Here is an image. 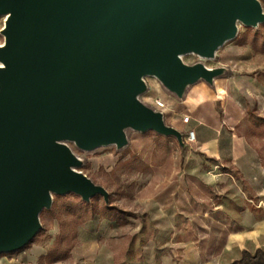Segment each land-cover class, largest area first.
<instances>
[{"label": "water", "instance_id": "obj_1", "mask_svg": "<svg viewBox=\"0 0 264 264\" xmlns=\"http://www.w3.org/2000/svg\"><path fill=\"white\" fill-rule=\"evenodd\" d=\"M255 0H0L11 12L0 47V250L25 244L50 191L84 198L100 191L71 167L58 139L81 147L122 141L119 127L159 128L124 89L156 71L172 88L199 76L177 51L209 52L233 35V18Z\"/></svg>", "mask_w": 264, "mask_h": 264}, {"label": "rangeland", "instance_id": "obj_2", "mask_svg": "<svg viewBox=\"0 0 264 264\" xmlns=\"http://www.w3.org/2000/svg\"><path fill=\"white\" fill-rule=\"evenodd\" d=\"M264 12V0H257ZM231 38L210 57L190 51L188 64L201 62L209 74L170 87L155 75L143 73L140 88L124 89L121 97L132 98L147 111L159 115V128L141 129L130 122L121 125L123 140L81 147L70 138L58 139L75 157L71 167L100 191L84 198L74 192L50 191V202L38 213V228L22 246L0 250V264H133L156 227L139 200L140 189L150 177L162 176V167L180 164L187 149L186 131L179 125L188 91L207 86L225 95L238 96L250 108L249 116L264 117V19L250 25L236 19ZM4 13H0V43L4 40ZM159 101V102H158ZM157 168L158 170H154ZM264 248V246L262 247Z\"/></svg>", "mask_w": 264, "mask_h": 264}, {"label": "crops", "instance_id": "obj_3", "mask_svg": "<svg viewBox=\"0 0 264 264\" xmlns=\"http://www.w3.org/2000/svg\"><path fill=\"white\" fill-rule=\"evenodd\" d=\"M184 101L194 141L140 189L156 231L133 264H229L264 246V117L223 89L196 85Z\"/></svg>", "mask_w": 264, "mask_h": 264}, {"label": "bare ground", "instance_id": "obj_4", "mask_svg": "<svg viewBox=\"0 0 264 264\" xmlns=\"http://www.w3.org/2000/svg\"><path fill=\"white\" fill-rule=\"evenodd\" d=\"M257 1V0H255ZM12 16L11 12L8 11L6 13H4V25L2 27V32L4 34V40L2 41V43H0V47H3L5 44H6V33H5V29L7 27V21L8 19ZM236 19H239L241 20L242 22L244 23H247V24H250V25H257L258 22L262 21L264 19V12L258 8V11L256 12V14L252 17H239V16H234L233 18V27H234V22ZM232 35L224 38V40H222L221 42H219L218 44H216L211 51L209 52H202V51H199L198 49L192 47V48H189L187 50H182V51H177L174 53V56L175 58L181 63V64H184V65H187V66H190V67H193L194 69L198 70V74L199 75H207L209 74V72L212 71L211 68H209L208 66H206L205 64L201 63V62H197L193 65L191 64H188L185 60H184V54L190 52V51H193V52H196V53H199L201 56H204V57H210L214 54L216 48L222 44L225 40L231 38ZM6 63L3 59L0 58V68H4L6 67ZM143 73H149V74H152V75H155L157 76L158 78L162 79L161 76L156 72V71H153V72H141L139 74H137L136 78H137V81H140V76L141 74ZM163 80V79H162ZM119 130L122 132L121 130V126L119 127ZM59 143V142H58ZM63 144V143H61ZM65 145V144H63ZM66 146V145H65ZM74 156V155H73Z\"/></svg>", "mask_w": 264, "mask_h": 264}, {"label": "trees", "instance_id": "obj_5", "mask_svg": "<svg viewBox=\"0 0 264 264\" xmlns=\"http://www.w3.org/2000/svg\"><path fill=\"white\" fill-rule=\"evenodd\" d=\"M68 192H73V191H68ZM229 264H264V248L259 247L253 252L244 250L240 258L232 261Z\"/></svg>", "mask_w": 264, "mask_h": 264}, {"label": "built area", "instance_id": "obj_6", "mask_svg": "<svg viewBox=\"0 0 264 264\" xmlns=\"http://www.w3.org/2000/svg\"><path fill=\"white\" fill-rule=\"evenodd\" d=\"M159 102V101H158ZM188 115L186 114L185 116H184V120L186 121V120H188ZM194 137H195V133H194V130L193 129H189V130H187V133H186V139L188 140V141H194Z\"/></svg>", "mask_w": 264, "mask_h": 264}]
</instances>
